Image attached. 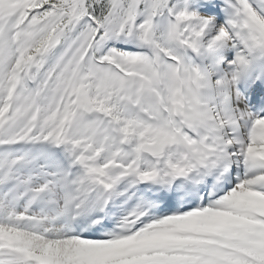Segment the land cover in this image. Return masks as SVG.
Wrapping results in <instances>:
<instances>
[{
    "label": "snow or ice",
    "instance_id": "1",
    "mask_svg": "<svg viewBox=\"0 0 264 264\" xmlns=\"http://www.w3.org/2000/svg\"><path fill=\"white\" fill-rule=\"evenodd\" d=\"M0 264H264V0H0Z\"/></svg>",
    "mask_w": 264,
    "mask_h": 264
}]
</instances>
